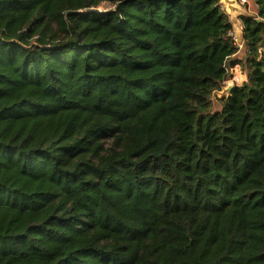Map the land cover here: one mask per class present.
<instances>
[{"label": "trees", "instance_id": "16d2710c", "mask_svg": "<svg viewBox=\"0 0 264 264\" xmlns=\"http://www.w3.org/2000/svg\"><path fill=\"white\" fill-rule=\"evenodd\" d=\"M253 2L0 0V264H264Z\"/></svg>", "mask_w": 264, "mask_h": 264}, {"label": "rangeland", "instance_id": "374dc122", "mask_svg": "<svg viewBox=\"0 0 264 264\" xmlns=\"http://www.w3.org/2000/svg\"><path fill=\"white\" fill-rule=\"evenodd\" d=\"M220 4L226 14L229 16L230 20L234 22L236 25V29L238 32L237 35L239 36L241 33L240 29V21L239 17L243 15H255L256 6L253 2V0H247V3L242 4L240 0H231V3H225L224 1H220ZM232 4V5H231ZM111 5L109 3H102L97 9L99 11H104L107 9H110ZM229 9V10H228ZM244 50L238 51V54L236 57H244ZM240 70L239 66H236L235 68L231 69L230 71V78L224 83L223 88L219 92H215L212 94V105L211 110L216 111L220 109V104L218 99L222 97H226L228 95L227 88L228 87H234L240 85L242 82L246 80V76L243 75V72Z\"/></svg>", "mask_w": 264, "mask_h": 264}, {"label": "built area", "instance_id": "2783aa9c", "mask_svg": "<svg viewBox=\"0 0 264 264\" xmlns=\"http://www.w3.org/2000/svg\"><path fill=\"white\" fill-rule=\"evenodd\" d=\"M240 2L242 4H245V3H247V0H240ZM229 36H230L232 42L237 46L238 51H241L244 49V41L242 40V37L237 35L234 28L230 31Z\"/></svg>", "mask_w": 264, "mask_h": 264}, {"label": "water", "instance_id": "95a60500", "mask_svg": "<svg viewBox=\"0 0 264 264\" xmlns=\"http://www.w3.org/2000/svg\"><path fill=\"white\" fill-rule=\"evenodd\" d=\"M218 1H219V2H220V1H224L225 3H231V0H218ZM231 5H232V4H231ZM228 10H229V9H228ZM232 88H233V87H228V88H227V92H228V94L231 92Z\"/></svg>", "mask_w": 264, "mask_h": 264}, {"label": "crops", "instance_id": "0c3cea01", "mask_svg": "<svg viewBox=\"0 0 264 264\" xmlns=\"http://www.w3.org/2000/svg\"><path fill=\"white\" fill-rule=\"evenodd\" d=\"M233 28L235 29L236 32H238L237 29H236L237 27H236L235 24H233ZM240 29H241V33H240L239 36L241 37L242 36V25H241V23H240Z\"/></svg>", "mask_w": 264, "mask_h": 264}]
</instances>
